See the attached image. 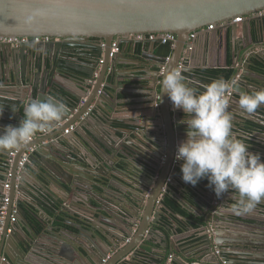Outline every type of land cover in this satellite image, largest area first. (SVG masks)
<instances>
[{
  "label": "water",
  "instance_id": "95a60500",
  "mask_svg": "<svg viewBox=\"0 0 264 264\" xmlns=\"http://www.w3.org/2000/svg\"><path fill=\"white\" fill-rule=\"evenodd\" d=\"M263 9L264 0H0V35L49 36L65 42L31 41L16 47L0 43V107L4 109L0 117V134L2 126H19L24 117L23 109L32 99L54 98L67 105L65 116L51 131L37 134L17 150H0V264H8L3 257L8 258L9 264H137L139 258L144 262L138 264H151L147 262V253L152 254L150 258L158 260L152 264H221V259L226 258L228 264L239 259L247 261L246 264H264V219H254L255 222L251 223L244 217L238 220L232 213L226 214L230 205L226 194L238 198L235 191L218 199L206 178L195 186L180 180L182 161L175 159V153L179 142L186 138L187 125L180 123L185 116L181 110L173 108L169 96L162 92L160 98L169 101L173 112L162 103V116L153 115V122L140 118L118 122L112 120L115 116L112 111L116 108L114 99L105 86L102 89L108 68L126 58L123 54L131 50L130 45L137 46L145 41L137 39L138 36L154 33L177 36L164 72L157 71L150 77L156 86L159 76L164 78L168 71L179 69L180 65L182 74H195L199 70L189 65L195 49L193 45V49L187 51L189 43L193 44L196 38L192 34L198 35L206 30L205 33L219 44L224 37L223 30H231L236 38L234 47L236 40H244L242 47L246 49L244 54L248 55L244 70L241 66L222 75L229 84L228 91H231L232 133L240 140L264 138L261 130L249 126L252 118L238 103L241 95L264 89V16H251ZM240 16L245 17L241 24L233 22ZM210 25L217 28L209 30ZM239 35L241 38H237ZM91 38L100 40V45L83 43ZM117 38L121 51L111 57L112 43ZM67 41H76L77 44ZM102 43L105 47L101 46ZM76 45L83 49L79 55H86L85 62L78 59L53 63L52 52ZM64 54L68 51L65 50ZM154 57L159 60L157 66L161 69L165 58ZM101 60V74L104 75L96 83L93 77ZM82 74H86L87 79H83ZM80 83L90 87H80ZM13 105L19 110L13 112ZM257 112L264 116V105ZM89 117H98L119 132L121 130L127 140L110 148L84 124ZM75 125L88 131L90 140L76 131L80 135V139L75 138L78 150L67 151L62 142L71 148L66 130ZM152 126L154 128H150ZM131 135L138 141L129 147L126 142ZM139 135L142 136L139 138ZM249 150L253 148L250 146ZM85 151L89 152L80 155ZM12 152L15 153L13 156L10 155ZM119 154L128 160L130 166L127 169L118 167ZM25 155L27 159L20 166ZM9 158L12 161L5 164ZM73 158L76 164L81 163V167L86 168L85 164L92 167L93 172L89 170V173L93 176H86L81 169L80 172L73 171ZM114 171L132 178L134 189L125 191L120 188L117 196L111 195L108 177ZM6 184H9L8 188ZM165 187L166 190L178 189L180 201L191 207L193 205L183 198L182 192L192 193L197 205L195 209L201 217L197 223V233H201L197 253L187 255L184 253L186 249L181 248L184 260L178 256L168 257L169 253L172 254V243L168 242L162 226H171L168 219L174 214L171 206L163 201L164 196L159 199ZM32 190L42 194L46 202ZM86 194L100 205L95 206ZM70 197L87 201V206L98 213V216L94 215L97 224L92 221L93 226L89 228L84 222L85 217L81 216L79 220L69 217L65 220L67 226H63L64 223L59 225L57 239L50 242L55 247L36 244L25 202L36 207L38 213L44 215L51 211L58 217L61 213H75L71 206H75L76 200H71L70 204ZM104 200H116L123 207L131 205L133 211L125 215L114 207L108 209ZM43 202L48 208L42 205ZM258 207L262 209L260 215L264 216V201ZM187 220L194 223L189 218ZM145 231L158 233L161 240L148 238ZM223 234L227 235L224 237ZM103 245L109 249L103 250ZM130 255L134 260L127 259Z\"/></svg>",
  "mask_w": 264,
  "mask_h": 264
},
{
  "label": "crops",
  "instance_id": "0c3cea01",
  "mask_svg": "<svg viewBox=\"0 0 264 264\" xmlns=\"http://www.w3.org/2000/svg\"><path fill=\"white\" fill-rule=\"evenodd\" d=\"M242 22H240L241 24ZM224 26V25H221ZM217 28V26L215 27ZM214 28V29H215ZM213 29V30H214ZM208 31V29H207ZM205 31H201L198 35H196V38L194 39L193 45H194V54L190 55L189 65L195 66L197 69H199L195 74H182L185 77V83L194 89L197 90V93L202 92L206 85H208L213 80H217L222 78L223 73L227 72H234L235 68H239L242 66L244 70V66L247 64V58L248 55H245L244 52L246 51L245 48L242 47V43H244V40H236V44L234 47V41L231 30L228 32L223 30L224 37L222 40H220V43L218 44L217 41H215L214 37L209 36V34H206ZM256 31H254L255 33ZM242 34V32H241ZM237 38H241L240 35ZM258 37L256 36V40L258 41ZM95 38H91L90 40L83 42V43H97L98 41H94ZM100 44L99 42L97 43ZM141 44V50L140 52H136V45L132 44L129 47V52L123 54L126 56V58L122 61H120L118 64L114 66H110L108 68V73L106 74L104 85L102 86V89H106L110 97H112L114 100V103L116 104V108L114 111V117H118L116 120L118 122L125 120L127 122H132L136 118L140 119H147L150 122H153L151 120L153 118V115L162 116L161 109H162V103L166 104L169 108L168 111H172L173 108L170 107L169 101L167 102V99H161L160 96L163 94L162 92V81L163 78L161 76L158 77L156 86H153L152 82L153 80L150 78L152 75H155V72L159 71L161 73V69L157 66L158 61L156 60L154 56L159 55L158 50L156 46H154L151 42H143ZM235 48V49H234ZM73 48H68L66 51H68V54L65 56H62L65 60H71V61H77V55L75 53H72ZM260 50V49H259ZM147 54V56H146ZM86 55L80 56V61L85 62L87 59L85 57ZM189 56V54L187 55ZM239 59L238 63L236 62V59ZM65 60V61H66ZM254 60V59H253ZM255 61V60H254ZM164 63V62H163ZM103 64V63H102ZM101 62L96 69V74L93 77V80L98 83L100 79L103 77L104 74H101ZM264 68V66H262ZM208 71L218 70V73L210 74L207 73ZM83 79H87L86 74H82ZM80 87L89 88L90 86L88 84H79ZM105 86V87H104ZM104 87V88H103ZM114 87L115 89H112ZM256 91V90H254ZM253 91V92H254ZM252 93V92H251ZM108 97L107 99L111 100V98ZM175 110H181L182 116H185V119H189L190 117L187 114H184L182 109H175ZM173 112V111H172ZM250 118H252L249 122V126H253V128H257L262 131V136H264V116L257 112L254 114L248 115ZM141 122L143 120H140ZM87 125V128L98 135L99 140L102 142H105L110 148H113L115 143H125L127 140V136L123 135L121 133V130L119 132V129H115L111 126H109L108 123H105L100 118H93L89 117L88 122L85 121ZM150 128H154L153 126ZM70 131L67 133L69 136V143L71 145V148L65 144L63 141L62 144L65 146L67 151H73L75 152L78 150L75 138L80 139V135L76 131H80V133L85 136L87 139L90 140V137L88 136L89 133L86 131L82 126L75 125L74 129L69 128ZM142 135H139V138ZM64 137V136H63ZM122 137V138H119ZM129 140L126 142L127 146H131L132 142L138 141L137 138L130 136ZM64 139H66L64 137ZM245 141L249 146L253 148L252 152H258L261 154V158L264 159V138H256L255 137L252 140L249 139H242ZM98 144V142L96 141ZM134 147V146H133ZM250 151V150H249ZM89 151H85L84 153H81L80 155H85ZM119 161H118V167L119 168H128L130 164L126 161H128L123 155L119 154ZM89 162H91L90 158H87ZM122 160V161H121ZM73 166L77 169H73V171L80 172L84 170L86 176L92 177V173H89V170L92 171V167L90 168L88 164H85V167H81V163L76 164L73 158ZM38 162L40 160L38 159ZM0 168H2V164L0 163ZM88 171V173H86ZM82 173V172H81ZM180 180H182L181 176H179ZM110 188L112 190L111 195L117 196L119 194V189L122 188L125 191L134 189L133 187V180L130 179L128 176L123 175L121 173H118L114 171V174L110 175L108 177ZM161 189V188H160ZM159 189V190H160ZM165 191L159 196V199L163 198L165 200L167 199H175L178 203L182 204L181 212L175 211L177 214L174 215V218L169 217V224H172L171 226L166 225L162 226V231L165 232V234L168 237V242L172 243L171 248L172 254H168V257L170 256V259L173 256H178L179 258L183 259L185 258L184 255L181 253V248L186 249L184 252L187 255H195L197 253L196 245L200 241V237L197 233L198 225L197 223L200 221L201 217L197 213V210L195 207L197 206L196 203L193 200V197H191L190 192L184 191L182 192L183 198L189 201L193 207L186 205L182 201H180L179 197V190L175 188H168L166 190V187L164 188ZM33 191V190H32ZM37 196H39L40 199H42L44 202H46V198L41 194L39 195L38 192L33 191ZM83 193V192H82ZM165 194V195H164ZM87 198L95 205L98 204L95 200L91 199V197L86 194ZM227 198H229V204H232L235 202L237 197H234L232 194H226ZM75 201V206H71L72 211L75 212L73 214L70 213H61L58 217L54 215L51 211H47L46 214L38 213V210L36 207H34L31 203L25 202V209L27 211L29 225L32 228L33 234L35 235L36 244L40 245H48L50 248L55 247L56 245H50V242L54 239H57L56 237V231L58 230L59 225H64L65 220H68L69 217L75 218V219H81V216L85 217L86 220L84 222L88 223V227L91 228L93 226V222L97 224L98 220L94 215L98 216V213L95 212L91 207H88L87 201L83 202L84 200L79 198L70 197V200L68 203L71 202V200ZM115 201V202H113ZM264 200H262L263 202ZM36 202H38L36 200ZM44 205L46 208L48 206ZM105 203L108 205L106 206L108 209L109 207H114L118 209L121 213L125 215H129L133 211V207L131 205H128L126 207H123L121 203H118L116 200L108 201L104 200ZM71 204V203H70ZM180 205V204H179ZM181 206V205H180ZM261 208L258 207V204L256 207L247 214L244 215H235L233 214L229 209L225 210L226 214H233V216L236 219H240L241 217H244V219H248V222L254 223V219H264L263 215H260ZM111 211H113L111 209ZM114 212V211H113ZM39 216H37V215ZM117 214V212H116ZM118 215V214H117ZM187 218L194 221V223H189ZM47 229L45 230V228ZM72 228L71 226H69ZM53 228V229H52ZM74 230H77L75 228H72ZM179 229V230H178ZM248 229V228H247ZM48 230V231H47ZM180 233H178L177 232ZM147 237L154 238L156 237L158 240H161V236L158 233L152 234L150 231H145ZM144 232V233H145ZM221 232H225V230H222ZM230 232V231H228ZM240 233V231H232ZM261 232V231H259ZM152 234V235H151ZM228 234V233H227ZM226 234V235H227ZM223 234V236H226ZM61 243H64L63 239H61ZM174 241L176 243H174ZM66 244V243H65ZM67 245V244H66ZM104 246V247H103ZM103 250H108L109 247L106 245H103ZM38 247V246H35ZM42 249V247H40ZM101 249V248H100ZM101 249V250H102ZM45 251V250H44ZM115 250L113 249V252ZM48 253V252H47ZM148 255L146 257L149 258L147 262H158V260L152 259L149 257L151 253H147ZM152 255V254H151ZM260 255V254H257ZM50 256V255H48ZM110 257V256H109ZM129 260H134V258L127 257ZM227 259V258H226ZM79 260V257H78ZM105 261V260H104ZM144 262V260H140V258L137 260V264L139 262ZM233 264L239 263V264H246L247 261H244L243 259L234 260L232 261ZM141 264V263H140ZM149 264V263H147ZM256 264V263H255Z\"/></svg>",
  "mask_w": 264,
  "mask_h": 264
},
{
  "label": "clouds",
  "instance_id": "9594fccd",
  "mask_svg": "<svg viewBox=\"0 0 264 264\" xmlns=\"http://www.w3.org/2000/svg\"><path fill=\"white\" fill-rule=\"evenodd\" d=\"M228 88V82L220 78L197 93L185 83L180 69L168 71L162 81V92L169 96L173 108L182 109L190 117L180 121L187 125L186 138L175 153V159L182 161V180L195 186L206 178L218 199L229 191L237 192L238 199L228 209L244 215L264 200V159L233 135ZM238 103L244 112L254 114L264 105V89L241 95ZM18 110L12 106L13 112ZM66 110L67 105L54 98L32 99L23 109L19 126H2L0 150H17L37 134L51 131ZM3 112L0 107V117Z\"/></svg>",
  "mask_w": 264,
  "mask_h": 264
},
{
  "label": "built area",
  "instance_id": "2783aa9c",
  "mask_svg": "<svg viewBox=\"0 0 264 264\" xmlns=\"http://www.w3.org/2000/svg\"><path fill=\"white\" fill-rule=\"evenodd\" d=\"M252 17H263L264 16V9L258 11L257 13H254L251 15ZM245 19V17H237L233 20V22L235 23H240ZM215 28L214 25H210L208 26L209 30H213ZM192 36L194 37L195 34H192ZM137 39H142V40H147L150 42H158V43H168L171 42L172 43V47L174 48L175 46V42L177 40V36L173 33H154V34H147V35H141L138 36ZM30 41H43V42H50V41H61L60 38H53L51 39L49 36H38V37H34V38H30V37H18V36H2L0 35V43H10L13 45H19L20 43H26V42H30ZM102 47H105V44L102 43L101 44ZM193 49V44L189 43L188 47H187V51ZM120 41L118 39L114 40V42L112 43V50H111V57L114 56L115 53L120 52ZM170 57H167L165 59V62L162 64L163 66L161 67V73L164 72V69L166 67V63L169 61ZM101 62H103V60H101ZM179 69L181 70V65L179 67ZM228 96H231V91H228ZM71 129H74V126H71ZM70 131V129L66 130V132L68 133ZM36 137V136H35ZM35 137H33L31 140H33ZM15 153L12 152L10 155L13 156ZM27 159V156L25 155L22 159V161L20 162V166L23 165V162ZM12 161L11 158L7 159V163H10ZM6 188L9 187V184L5 185ZM218 202V200H216V203ZM216 253L219 254L220 250H216ZM2 260L4 262H6V257H3ZM221 264H228V260L227 259H221Z\"/></svg>",
  "mask_w": 264,
  "mask_h": 264
},
{
  "label": "flooded vegetation",
  "instance_id": "af4514ba",
  "mask_svg": "<svg viewBox=\"0 0 264 264\" xmlns=\"http://www.w3.org/2000/svg\"><path fill=\"white\" fill-rule=\"evenodd\" d=\"M94 41H98L99 42V40H97V39H95ZM31 42V41H30ZM34 42H36V41H34ZM53 43L54 42H56V41H52ZM67 42H70V43H75V44H77V42L75 41V42H73V41H67ZM97 42V43H98ZM36 43H44L43 41H39V42H36ZM56 43H58V42H56ZM59 43H65L63 40H61ZM97 43H90V42H87V43H84V44H93V45H96V46H99ZM100 43V42H99ZM8 44H10V43H8ZM13 47H16V46H18V45H13V44H11ZM70 48H73V53H75L76 55H77V58L78 59H80V55H79V53H80V51H83V49L81 48V47H79V45H76V46H69ZM69 47H64V49H59L57 52H52V55H51V58H52V61H53V63H59L60 61H65L66 60V58H65V60L63 59V57L62 56H64L65 54H64V51L66 50V49H68ZM64 54V55H63ZM67 55V54H66ZM65 55V56H66ZM47 55H45V60L47 61ZM78 59H76V60H78ZM0 61H1V57H0ZM71 61V60H70ZM52 62H50V64H51ZM173 200H175V199H173ZM163 201H165L167 204H169L168 202H167V200H165L164 198H163ZM176 201V200H175ZM170 205V204H169ZM171 206V208H172V210H173V214L174 215H176L177 213V211L179 212L180 210H178L177 208H175V207H173L172 205H170ZM176 211V212H175ZM174 215L172 216L173 218H174ZM171 217V218H172ZM6 263H10L9 262V260H8V258L6 257Z\"/></svg>",
  "mask_w": 264,
  "mask_h": 264
},
{
  "label": "trees",
  "instance_id": "16d2710c",
  "mask_svg": "<svg viewBox=\"0 0 264 264\" xmlns=\"http://www.w3.org/2000/svg\"><path fill=\"white\" fill-rule=\"evenodd\" d=\"M94 39V38H93ZM97 39V38H95ZM118 39V38H117ZM98 40V39H97ZM100 41V40H99ZM154 46H156L157 50H158V53L160 56L164 57L165 59L167 57H170L173 53V47H172V43L171 42H168V43H158V42H155L153 43ZM141 50V44H137V47H136V52H140ZM258 63V62H257ZM207 73H210V74H216L218 73L219 71L218 70H213V71H208L206 70ZM230 73V72H228ZM167 202L172 205L173 207L177 208L178 210H180L181 212V209H182V205L180 203H178L177 201L173 200V199H167ZM181 206H180V205Z\"/></svg>",
  "mask_w": 264,
  "mask_h": 264
},
{
  "label": "bare ground",
  "instance_id": "6f19581e",
  "mask_svg": "<svg viewBox=\"0 0 264 264\" xmlns=\"http://www.w3.org/2000/svg\"><path fill=\"white\" fill-rule=\"evenodd\" d=\"M51 39H53V38H51ZM144 42H147V43H148V42H150V41L145 40ZM152 43H153V42H152ZM101 63H102V62H101ZM181 72H182V71H181Z\"/></svg>",
  "mask_w": 264,
  "mask_h": 264
}]
</instances>
